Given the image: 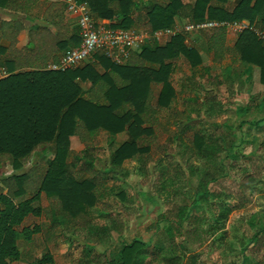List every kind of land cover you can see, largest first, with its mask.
I'll return each instance as SVG.
<instances>
[{
	"label": "trees",
	"instance_id": "trees-1",
	"mask_svg": "<svg viewBox=\"0 0 264 264\" xmlns=\"http://www.w3.org/2000/svg\"><path fill=\"white\" fill-rule=\"evenodd\" d=\"M78 1L90 7L93 17L115 22L113 29L150 34L175 30L179 19L191 23L211 21L221 24L247 21L253 30L241 33L232 48L227 44V27L200 34L207 35L208 51L213 53L215 64H222L229 56L237 57L239 62L260 69V82L264 85V40L257 34H264V0H240L233 9L228 7L230 0H198L195 6L184 4L182 0ZM189 37L181 33L165 46L147 44L132 52L123 66L112 63L104 53H98L94 58L106 70L104 73L91 63L65 73L47 70L22 72L0 82V264L21 262L23 257L18 243L21 235L32 241L42 234L50 246L57 238L51 233L67 223L70 224L66 229L68 232L87 233L86 244L94 249L102 230L93 222L91 211L105 203L106 197L113 192H117L116 196L122 202L128 201L121 188H109L107 181L120 175L128 161L137 162L139 172L148 176L155 150L157 153L162 151L159 139L162 133H171V141L179 144L176 159L182 161L183 170L175 176L162 164L155 169L153 175L157 180L153 192L157 197L176 196L180 191L181 178L187 179L184 169L191 176L197 174L192 165L194 160H206L211 164L227 153L224 147L229 141L227 133L219 129L208 134L204 129L216 111L217 104L212 100V94L206 93L210 99L202 103L200 99L190 100L189 114L178 113L174 108L177 91L173 75L180 59L187 60L192 69L203 64L200 50L187 45ZM80 45L73 44L67 52ZM85 83H91V88L84 90L81 84ZM156 86L162 87L158 97ZM256 108L257 99H251L246 105L238 106L237 115L246 117ZM165 113L176 119L179 131L171 132L161 123ZM205 113L210 119L199 128L197 124L206 120ZM193 125L196 126L194 133ZM211 128L216 130L217 127ZM103 134L111 147L117 145L120 137L124 136L126 140L114 148L110 166L100 174L94 171L97 159L93 153ZM75 137L85 146L79 154L72 150ZM52 146H55V156L47 162L45 172L38 165L29 166L33 165L40 148L44 153ZM8 166L14 173L1 175V170ZM213 172L209 171L200 180L191 210L187 207L180 209L174 219L177 222L167 229L171 240L179 233L181 236L185 234L190 241L200 236L201 242H205L207 236L217 233L218 229L207 231L202 228L199 219L194 224V231L187 234L183 229L184 224L191 220L193 209L202 206L212 208L214 194L210 187L218 182L224 171L218 169V174ZM85 174L87 178L80 179ZM217 209L214 224L226 222L232 209L223 204ZM108 215L103 211L102 216ZM43 218L51 223L49 232L44 233L41 226H25L29 219ZM116 224V231L121 235L125 228ZM252 242L264 246V227L255 234ZM150 244L151 241L145 243L135 239L101 264H145ZM197 259L196 256L161 258L165 264H196ZM53 262L54 258L49 253L36 259L34 264Z\"/></svg>",
	"mask_w": 264,
	"mask_h": 264
},
{
	"label": "rangeland",
	"instance_id": "rangeland-1",
	"mask_svg": "<svg viewBox=\"0 0 264 264\" xmlns=\"http://www.w3.org/2000/svg\"><path fill=\"white\" fill-rule=\"evenodd\" d=\"M192 40L204 46L208 38L206 34H197L192 37ZM257 73L252 68L248 69L242 65L235 66L230 71L217 67L209 73L212 76L210 80L206 79V82L197 81L200 74H196L193 79V72L183 73L184 77L192 78L190 84L194 85L193 87L196 86V88L189 87L187 90H181L183 84L178 76V93L181 100L186 98L208 101L210 99L208 95H213L212 100H215L217 104L213 118L209 120V115L205 113L206 120L199 122L197 126L200 128L209 120L204 128L206 133L211 134L219 129L227 133L229 141L224 145L227 153L221 156V160L212 161L211 164H207L206 160H194L192 165L197 174L191 176L186 168L184 169V176L187 179L181 178L178 194L173 198L157 197L153 192L157 180L153 175L155 169L161 167L162 164L164 168L173 171L172 174L177 176L183 168L182 161L176 159L179 144L171 141L169 138L171 133L160 134L162 151L157 153L155 150L153 160L149 165L151 172L148 176L139 172L140 166L137 162L128 161L120 175L107 181L109 188H121L126 193L128 201L122 202L117 198V192H113L112 195L106 197L105 203L99 204L95 210L91 211L93 222L102 230L98 234L99 241L96 240L97 245L94 249H90L86 244L87 233L66 230L69 223L51 233L57 237V242L52 243L56 245L51 244L47 247H58L54 252L56 264H79L81 261L99 264L109 255H116L124 245L131 244L135 239L145 243L151 241L147 248L149 255L145 264H165L161 258L180 256H196L198 257L196 264H264V246H258L252 242L255 234L264 227V85L261 84L260 75ZM250 76L253 78H248ZM246 77L248 81H245ZM206 93L209 94L206 95ZM249 97H257V105H262L263 111L257 107L255 114L241 119L237 117L236 107L238 104L246 105L244 100ZM176 106H180L178 108L181 112L179 100ZM245 120L259 121L260 126L243 124ZM161 123L171 132H177L180 129V127L177 129L176 119L167 113L162 116ZM215 125L218 128L216 130L211 128ZM195 130L196 126L193 125L192 133ZM104 136L105 134L101 136L100 144L93 153L97 159L94 171L100 174L110 166L114 148L117 149L126 140L125 137H120L116 141L118 146L111 147L105 141ZM72 149L73 152L79 154L85 150V146L80 140L73 139ZM43 150V148L38 150L32 161L33 165L29 166L38 165L45 172L48 167L47 162L54 158L56 150L55 146L46 148L44 153ZM70 162L73 163L74 160L71 159ZM218 169L224 172L218 182L210 187L214 194L211 200L212 208L202 206L193 209L191 220L186 222L183 228L184 233L194 231V224L199 219L201 222L199 225L202 228L207 231L215 228L218 229L217 233L207 236L205 242H201L200 236H195L190 241L185 234L181 236L179 233H176L175 239L171 240L166 231L172 223L177 222L174 221L177 213L185 207L191 210L200 180L211 170L214 174H218ZM13 173L11 166L1 170L3 176H10ZM87 176L85 174L80 179L83 180ZM44 204L48 205L46 201ZM220 204L230 207L232 213L226 222L221 221L214 224L213 221L218 216L217 207ZM103 211H107L109 215L102 216ZM116 223L122 224L125 228L121 235L116 231ZM25 225L32 228L39 225L43 230L48 231L51 229V223L45 218L29 219ZM43 241L45 242L43 235L34 237L30 245V242L21 235L19 246L44 247ZM190 242H195V244L191 245Z\"/></svg>",
	"mask_w": 264,
	"mask_h": 264
},
{
	"label": "crops",
	"instance_id": "crops-1",
	"mask_svg": "<svg viewBox=\"0 0 264 264\" xmlns=\"http://www.w3.org/2000/svg\"><path fill=\"white\" fill-rule=\"evenodd\" d=\"M197 1L198 0H182L184 4L191 6H195L197 4ZM239 2L240 0H230L228 5L229 9H233ZM7 5L12 6V8H9ZM94 19L100 26L112 28L115 25V22L100 20L96 17H94ZM188 23H191V21L179 19L177 21V26L181 28ZM79 35L80 31L78 28L77 18L69 13L66 3L62 0H8V2L7 0H0V65L6 67L10 75L35 70L50 71L49 67L52 64L59 63L62 58H64L74 49L73 48L67 52V50L73 47V44H81ZM194 36L189 37L186 43L189 47H196L200 50L201 56L203 58V64L197 69H192L187 63V60H185L184 58H181L180 62L177 64L176 70L173 75V82L177 91V100L174 103V108H176L178 113L189 114L188 111L191 100H188L186 98L181 100L179 98V86L177 81L178 76H180L178 79H180L181 83L183 84L181 90H187V88L189 87L196 88V86L193 87L194 85L190 84L192 83V78L195 79L196 74H200V77L197 78L198 82H206V79H211L212 75L209 73H212V69L217 67L224 68L227 71H230L233 70L235 66L240 67L242 65L248 69L252 68V70L258 72L260 75L259 68L243 64L242 62H239L237 60V57L229 56L222 64H215L213 53H210L208 51V40L206 44L202 46L199 45L198 41L196 42L192 40V37ZM238 38L239 35L236 34L231 28H228V46L231 48L234 47L238 41ZM170 40L171 39L162 43L150 42L148 44L153 46L155 44L165 46ZM91 63L94 64L101 73H104L106 71L96 58H94L87 64ZM189 72H193L194 77H184L183 73L187 74ZM248 78H253V76H250ZM248 78L246 77L245 81H248ZM194 83L195 81L193 82V84ZM81 86L84 90H88L91 88L92 84L85 83L81 84ZM161 89V86L155 87L157 97L160 94ZM251 99L253 100L258 98L249 97L248 99H245L244 102L248 103ZM178 100L181 105V112L180 108H178L180 106H176L178 105ZM204 101V99L200 100L201 103ZM240 105L244 106L242 104H238L236 107V114L238 113V106ZM257 107H259L263 111L262 105H257ZM255 113L256 112L254 111L251 114ZM237 117L239 116L237 115ZM240 118L244 119L245 117ZM182 122H185V120ZM243 124H249L255 127L260 126L258 125L260 124L259 121L256 122L254 120H252V122L245 120L243 121ZM73 139L79 140L76 137ZM43 232L46 233L49 231L43 230ZM40 236H42V234L35 237ZM29 242L31 245L32 241ZM55 242H57V238ZM42 245L44 247H19L23 257L19 264H34L36 259L42 256H47L49 253H51L54 258L53 264H56V256L54 252L58 247H47L46 241H43ZM52 245L54 246L56 245V243ZM112 256L113 255H109V257L105 261L110 260ZM86 263L87 262L83 261H81V263L79 262V264ZM99 264H101V261L99 262Z\"/></svg>",
	"mask_w": 264,
	"mask_h": 264
},
{
	"label": "built area",
	"instance_id": "built-area-1",
	"mask_svg": "<svg viewBox=\"0 0 264 264\" xmlns=\"http://www.w3.org/2000/svg\"><path fill=\"white\" fill-rule=\"evenodd\" d=\"M62 1L66 3L69 13L77 18L82 42L78 48L72 50L59 63L49 67L50 71L53 72L65 73L81 68L91 62L98 53H104L116 65H123L128 61L132 52L141 50L148 43H162L163 40L167 41L181 33H186L191 37L202 32L227 27L240 35L247 30H253L247 21L234 24H221L211 21L193 22L181 28L177 27L175 30H162L154 34L139 30H117L98 25L87 4L80 3L78 0ZM257 34L264 40L263 33L257 32ZM10 76L7 68L0 65V82Z\"/></svg>",
	"mask_w": 264,
	"mask_h": 264
}]
</instances>
